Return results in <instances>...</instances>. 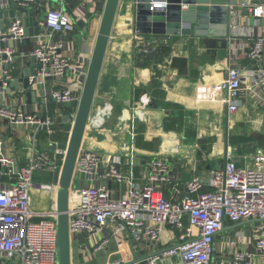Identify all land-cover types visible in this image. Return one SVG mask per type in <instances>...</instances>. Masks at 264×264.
Here are the masks:
<instances>
[{
    "label": "crops",
    "instance_id": "0c3cea01",
    "mask_svg": "<svg viewBox=\"0 0 264 264\" xmlns=\"http://www.w3.org/2000/svg\"><path fill=\"white\" fill-rule=\"evenodd\" d=\"M241 1L257 3L264 0ZM103 2L88 0L76 12L71 1L62 6L57 0H35L27 12L20 16L7 13L3 21L22 18L25 22L29 17L31 22H38L41 32L45 28L46 10L63 7L74 19V29L60 36L65 42L61 53L87 68ZM213 2L227 5L229 0ZM11 4L6 11L11 9ZM134 17L135 0H120L82 147L116 156L119 159L117 169L139 186L147 182L150 160L166 158L171 180L163 184L161 190L168 200L180 201L187 196L185 185L194 175L202 180L201 191L211 189L208 184L210 172L225 164L228 148L238 166L248 161L256 150L264 151V104L260 101L263 94L259 89H246L257 70L264 69V50L261 63L250 60L244 52L239 53L235 66L240 69L242 90L237 109L232 114L227 112L220 87L226 77L232 45L247 48L252 38L264 35V22L257 20L254 23L248 9L237 7L231 16L228 15L225 35L195 34V25H192L190 34L168 37L163 53L139 67L136 66L135 53L155 47L156 42L149 44L148 36L136 34ZM79 20L85 22L86 31L77 25ZM215 23L209 22L208 25ZM29 27L34 29V23ZM20 42L13 43L22 49L32 47L31 40L24 44ZM34 66L32 60H19L11 74L19 70L18 77H21L25 71L34 70ZM12 77L13 81L18 79L13 74ZM57 87H68L80 95L81 78L73 74L59 83L48 81V91ZM31 92L34 90L23 88L19 82L16 86L9 85L7 90L0 86V103L23 111L36 110L39 99L35 92L26 97V93ZM47 105L51 115L57 114L55 132L50 140L66 148L72 122L69 115L74 109L57 108L52 100ZM40 111L42 113V108L38 113ZM63 111L69 116L64 122L61 120ZM0 141L4 149L18 156L21 164L32 151L50 147L46 133L39 132L34 139L28 128L9 125L4 120H0ZM58 178L57 172L37 171L33 175L32 220L51 218L49 213L56 206L57 191L51 194L50 190H41L38 185L58 186ZM80 181L73 180L71 187H79ZM98 184L105 186L114 198L121 197L127 187L123 180L107 179ZM145 222L151 223L148 218ZM251 224L250 221L236 223L225 219L214 236L210 264H227L235 250L251 248ZM196 233L197 229L189 228L187 224L184 229L165 224L159 240L136 241L127 230H118L116 223L108 222L95 236H70L71 264H125L130 262L132 252L140 257L151 256ZM102 240L105 241L104 247L95 250L96 244ZM161 264L183 263L173 258Z\"/></svg>",
    "mask_w": 264,
    "mask_h": 264
},
{
    "label": "built area",
    "instance_id": "2783aa9c",
    "mask_svg": "<svg viewBox=\"0 0 264 264\" xmlns=\"http://www.w3.org/2000/svg\"><path fill=\"white\" fill-rule=\"evenodd\" d=\"M68 1L73 2L76 12H79L88 0H57L62 6ZM10 2L29 8L35 0H0V9L9 8ZM235 2L231 4L229 0L227 4L229 16L237 7L246 8L254 23L257 20L264 22V1ZM165 5V1H160L154 6L161 8ZM44 27L39 34L28 37L32 43L28 49L18 48L13 43L26 38L22 18L12 19L5 31L0 30L1 88L7 90L14 80L11 72L15 64L29 59L35 66L34 73L28 76L27 89L34 90L39 99L36 110L32 111L0 103V120L28 128L34 139L39 132H44L50 145L47 150L32 151L21 164L18 156L4 149L0 141V180H5L0 182V264H58L57 209L54 206L49 213L51 218L31 219L34 215L30 210L33 175L37 171L59 174L66 152V148L50 140L55 132L57 114L51 115L47 102L52 100L57 108H61L65 104L76 103L80 96L68 87L48 91V81L59 83L68 75L77 74L82 87L87 68L61 53L65 42L60 36L74 29V19L69 12L63 7L47 9ZM263 50L264 35L261 34L252 38L245 49L232 45L226 77L220 84L229 114L236 111L242 90L240 69L235 66L239 53L244 52L250 60L261 63ZM246 89H259L264 95V69L257 70ZM263 95L260 101L264 104ZM40 108L43 114L41 111L38 113ZM73 109L69 115L71 119L75 113ZM225 156L227 160L223 169L215 168L210 172V190L201 191L202 180L194 175L185 185L187 196L180 201H171L161 190V186L171 180L166 158L150 160L147 182L139 186L117 169L119 159L116 156L81 147L73 180H81L87 186L70 189L67 212L70 236H95L108 222H114L118 230H127L136 241H157L163 225L184 229L187 224V227L197 229L195 235L149 256L146 264H161L173 258L183 264H210L213 239L224 220L236 223L250 221L252 247L235 250L227 264H264V151L256 150L242 166L236 164L230 148ZM107 179L125 181L127 187L121 197H112L105 186L98 184ZM45 187L51 194L58 188L57 184ZM146 218L150 224L145 222ZM104 244V240L100 241L95 250H101Z\"/></svg>",
    "mask_w": 264,
    "mask_h": 264
},
{
    "label": "water",
    "instance_id": "95a60500",
    "mask_svg": "<svg viewBox=\"0 0 264 264\" xmlns=\"http://www.w3.org/2000/svg\"><path fill=\"white\" fill-rule=\"evenodd\" d=\"M165 1L166 5L156 8L157 2ZM120 0H104L100 22L97 34L94 40L93 49L88 62L86 75L83 81L79 100L75 103L65 104L61 108H75V113L71 122V129L66 146V152L61 165L58 189L56 198L57 209V257L58 264H71L70 234L68 229V199L72 186L75 163L82 147V141L86 132V126L90 111L92 108L98 79L100 76L102 64L104 61L107 45L112 31L115 16L118 10ZM235 4V0H230ZM73 4V2H72ZM152 7V9H151ZM27 8L11 4V9L6 11L0 9V30L5 31L10 20L3 21V16L7 13L20 16L27 12ZM135 24L136 34L148 36V43L156 42V46L150 49H141L135 53L136 66L144 67L147 61L155 60L165 49L166 37L173 35H187L191 33V26H194L195 34H216L225 35L227 32L228 10L225 3H216L213 0H135ZM26 38L21 40L24 44L29 40L28 37L37 35L40 32L38 22H31V18H25ZM209 22H216L215 25L209 26ZM34 23L35 28L29 27ZM77 25L86 31L85 22L79 20ZM19 70L12 74L18 77ZM34 71L24 72L16 81L10 82V85L16 86V83H22L23 88H27L28 76ZM1 85V82H0ZM34 95V92L26 93V97ZM61 116L62 122L68 120L69 116L63 111ZM225 164L218 165L216 169H223ZM82 181L79 187H86ZM149 256L140 257L137 253L132 252L130 262L125 264H146Z\"/></svg>",
    "mask_w": 264,
    "mask_h": 264
},
{
    "label": "rangeland",
    "instance_id": "374dc122",
    "mask_svg": "<svg viewBox=\"0 0 264 264\" xmlns=\"http://www.w3.org/2000/svg\"><path fill=\"white\" fill-rule=\"evenodd\" d=\"M77 183V182H76ZM38 188L44 191H48V188L42 185H38ZM252 225V224H251Z\"/></svg>",
    "mask_w": 264,
    "mask_h": 264
}]
</instances>
